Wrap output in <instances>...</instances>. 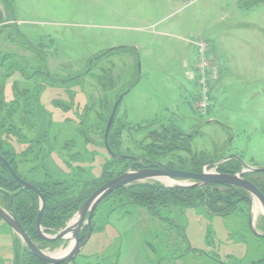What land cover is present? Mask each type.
<instances>
[{"label": "rangeland", "instance_id": "374dc122", "mask_svg": "<svg viewBox=\"0 0 264 264\" xmlns=\"http://www.w3.org/2000/svg\"><path fill=\"white\" fill-rule=\"evenodd\" d=\"M237 1L0 0L4 114L14 109L20 87L53 122L48 147L39 149L30 144L33 131L23 125L15 130L2 117L0 146H12L11 162L20 176L44 187V211L72 209H52L60 222L41 225L45 234L64 228L82 200L104 179L126 171L133 156L186 169L192 159L212 162L208 170L214 172L225 154H235L251 167H264V51L254 50L261 36L251 27L261 25L264 14ZM206 43L214 46L212 53L204 52ZM209 54L218 67L213 81ZM123 92L108 134L109 154L104 130ZM174 128L194 132L193 139L187 143ZM251 179L264 183V174ZM191 182L147 179L113 191L96 207L89 239L67 264H264V238L252 235L243 215L251 212L253 228L264 234L257 201L247 211L239 204L242 213L220 216V185L204 188L212 193V211L202 204L205 198L178 204L168 199L176 193L157 188L147 189L150 197L140 203L129 192L137 183ZM9 183L0 176V201L11 192ZM32 235L53 255L72 244L42 240L35 229ZM0 264L44 262L0 220Z\"/></svg>", "mask_w": 264, "mask_h": 264}, {"label": "water", "instance_id": "95a60500", "mask_svg": "<svg viewBox=\"0 0 264 264\" xmlns=\"http://www.w3.org/2000/svg\"><path fill=\"white\" fill-rule=\"evenodd\" d=\"M189 0H184V2H188ZM137 67H139V63H137ZM126 92L121 93L117 99L115 100L106 122L105 130H104V143L105 148L109 152V148L107 146V136L110 131L117 107L123 98ZM229 157H236V155H230ZM0 161L4 164V166L9 171L10 175L21 184V188H26L33 193L36 194L37 198L39 199V206L37 209V214L35 218V231L39 238L48 242H54L56 240H69L72 241V244L65 250L63 254L60 255H53L43 251L39 248L33 240L29 237L26 231L22 228L21 224L19 223L18 219L13 214L11 209V200L9 201L6 208L0 205V220H2L11 232L23 243L26 247L28 252L36 257L37 259L41 260L45 264H67L71 260L75 258V256L79 253L82 247L85 245L86 241L91 234V220L93 218L94 212L98 204L106 198L109 194L113 191L125 187L126 185L144 181L147 179H166V178H180V179H189L192 182L188 184H173L175 187L180 188H193V187H201L205 185H212V184H224V185H231L241 188L242 190L246 191L250 198L257 200L260 208H261V216L264 222V196L260 192V190L249 180L242 177V173L236 174H228V173H220V172H188V171H181V170H173L169 168L163 169H155V168H144V169H136V170H126L121 174L112 177L97 188H95L80 204L77 208L76 212L74 213V219H72L69 223L65 225L60 231L55 233L54 235L45 234L41 228V216L43 210L45 208V198L38 187L31 183L27 182L19 176L16 175L14 170L11 168L10 164L0 155ZM240 162L245 168L246 171H264V167L254 168L247 164H245L241 159ZM73 222L72 225H69ZM86 226L88 229L87 237L82 241L79 242V231ZM249 228L252 234L258 238H264V234L258 233L249 223Z\"/></svg>", "mask_w": 264, "mask_h": 264}, {"label": "trees", "instance_id": "16d2710c", "mask_svg": "<svg viewBox=\"0 0 264 264\" xmlns=\"http://www.w3.org/2000/svg\"><path fill=\"white\" fill-rule=\"evenodd\" d=\"M17 30L19 32L18 28H17ZM19 88L18 87L15 88V90H16L14 92V100L15 101L12 102V106L14 105V107H13L14 109L12 110L11 114H9V113L4 114L6 106H5L4 102L0 99V119H2V117H4L7 120H9V119L12 120L11 124L13 125L15 130H17L15 125L16 126L17 125L26 126L25 127L26 131H28V132L33 131L34 132L31 134L33 140H30V142H31L30 144H32V143L38 144L39 149H42L43 146L48 147V145H47L48 135L51 132V128L53 125L52 124L53 123L52 122V114L51 113H45L42 109H40V106L38 105L36 98L31 97L32 96L31 93L24 94V93H22V90L24 88H22V89H19ZM1 91H2V89H1ZM44 121H45V123H44ZM2 127L4 128V125ZM3 128L0 129V134H3ZM178 135H180V134H178ZM1 140H4V139H0V141ZM107 140H108V136H107ZM104 145H105V143H104ZM107 146L110 150V147L108 145V141H107ZM47 151L48 150H46V152ZM12 152H13V149H12L11 145L9 146L6 144H2L0 146V155L9 162V164L11 165V168L15 171V167L13 166L14 162H11L12 161V159H11ZM0 176L3 177L5 179V181L10 182L8 190L10 189V191L12 192L13 189H11L10 187L15 188L14 187V180L12 179V176L10 175L9 171L1 163H0ZM109 178H111V176ZM109 178H106L104 180H108ZM67 179H68V177H67ZM250 180L252 182H254L257 186H259L261 191L264 192V183H260V182L258 183V181L256 182V180H252V179H250ZM60 181H61V182H59L60 185L64 184V182H65V180L63 178H61ZM36 185L38 186L39 190L41 191V193L43 194V196L45 198L46 190L44 189V187H41V185L38 183H36ZM146 185L147 184L144 185V184H140V183L133 184L131 187L133 188L134 191H129L130 196L132 195L131 197H134L136 201H138L140 203L141 202L144 203L150 197V195H147V189L156 190L158 188V189H163L167 192L170 191L172 193H176V197H174V199L172 197H169V198L167 197V198L171 201H176L178 204H180V203L182 204V202H187V203L189 202L190 203V200H194V199L196 200L197 198H201V199L205 198L207 201L205 204H204V202L202 204L204 206L206 205L208 209H211V211L213 210V205H214L213 203L214 202H211L212 193H209V195H208L205 192L206 190H204L205 187L207 188L210 186H201V187H193V188H180V187H175V186L165 187V186L160 185V184H157L158 186H156L154 184H150L147 186ZM11 192L6 197L2 198L0 201L3 204L6 202V204H5L6 207L10 201V195L12 194ZM212 192L214 193L215 190H213ZM24 194L30 196L29 201H31V203H29V201H24L22 199V195H24ZM35 198H36L35 195L31 191L23 190V191H20L18 194L13 195V199L11 201V209H12L13 213L17 216L18 220L21 222V225L23 226L25 231L27 233H29L31 238L34 236V235H32V230L34 229V219L33 218L35 217V215L37 213L35 202H34ZM83 201H84V199L82 200V202ZM69 206H71V205H67V206H60L59 205V208H58V206H53L49 210H45L43 212L42 217H41V219L43 218L41 220V225L42 226H50L51 222L53 223V221L56 220V218H54V216H53L54 213L52 212V209L54 211L58 210V209L59 210L62 209V212L63 211H71L72 209L68 210L69 208H67ZM73 207H75V206H73ZM66 219L63 217L62 221L65 222ZM55 222L59 223L60 219H58V221H55Z\"/></svg>", "mask_w": 264, "mask_h": 264}, {"label": "flooded vegetation", "instance_id": "af4514ba", "mask_svg": "<svg viewBox=\"0 0 264 264\" xmlns=\"http://www.w3.org/2000/svg\"><path fill=\"white\" fill-rule=\"evenodd\" d=\"M177 1H179L181 3L184 2V0H177ZM189 1H191V0H189ZM175 130L177 131V135L180 134V135H178L179 137H182V138H185L186 139L187 143L190 142L191 139H193L194 132L193 133L192 132L187 133V132H182L181 130H177V129H175ZM56 139H57V136H55V138L53 139L54 143L56 142ZM108 153L111 154V151H109ZM230 155H233V154H229V155H226L225 154V156L222 157V160H221V162H220L219 165H222L224 167V166H226V164H228L229 161H233V163H231V166L229 168H226L225 167V168L219 169L220 167L218 165V167H217L218 170H215L214 172L228 173V174H236V173L241 172L242 173L241 174L242 177L245 178V179H247V180H249L251 183H253L260 190V192L262 193V195L264 196V192L261 191V189L259 188V186H257L254 182H252L250 180L252 176H256V175H259V174H264V171H246L245 168H243V166H242V164L240 162L239 156L236 155V157H229V158H227V156H230ZM130 160H131L130 161L131 163L128 165V169L127 170H136V169H144V168H155V169L169 168V169H173V170H181V171H188V172H203V171H205V172H212V171H209L208 170V166L214 165L212 162H208V163L207 162H201L200 164H203L204 165V167L201 168L200 167V164L195 159H192V160H190V166H189V168L186 169V168H183L182 165L175 166V164H163V163H161V162H159L157 160L151 159V158H149L147 156L146 157H135V156H133V157H131ZM0 163L4 166V164L1 161H0ZM256 168H260V167H256ZM15 173H16L17 176H19V178H21V179H23V180H25L27 182H31V183H33V184L36 185V183L28 180L25 177L20 176L17 172H15ZM12 179L14 180V187L15 188H13L14 190H13L12 194L10 195V200L11 201L13 199V195L18 194L20 191H23V190L30 191V190H28L26 188H21V184L18 181H16L13 177H12ZM167 179H169V180L175 179L176 180V179H180V178H166V180ZM212 185H220L221 187H224V189L221 190L222 191V194L220 195V200H221L220 201V205H221V209H223V211H222V213H221L220 216H226V215L232 214V213L236 212L237 210L242 213V211L244 210V208L243 207L238 208L239 204H243L244 207L247 208L246 209V211H247L248 208L251 206V204L254 201V199H249L250 196H249V194L246 191H244L241 188H238L236 186L224 185V184H212ZM163 186H165V187H172L174 185H170V186L163 185ZM206 186H208V185H206ZM255 201H257V200H255ZM257 203H258V201H257ZM124 204L125 203L119 204V206L120 205H124ZM42 215H43V213H42ZM243 215L246 216V220H247V224H248V230L250 231L249 223L253 227L252 214H251V212H247L246 214H243ZM15 217L17 218L16 215H15ZM261 218H262V216H261ZM19 223L21 224L20 221H19ZM34 223H35V221H34ZM262 223L264 224L263 219H262ZM22 228H23V226H22ZM34 229H35V226H34ZM83 229H84V227L79 231L78 237H81V235L83 233V231H82ZM91 233H92V228H91ZM27 234L29 235V233H27ZM52 235H54V234H52ZM87 235H88V229H87V231L85 232V234L83 236L84 238L82 237L83 240L87 237ZM90 235H89V237H90ZM29 237L31 238L30 235H29ZM254 237H256V236H254ZM79 241H80V238H79Z\"/></svg>", "mask_w": 264, "mask_h": 264}, {"label": "crops", "instance_id": "0c3cea01", "mask_svg": "<svg viewBox=\"0 0 264 264\" xmlns=\"http://www.w3.org/2000/svg\"><path fill=\"white\" fill-rule=\"evenodd\" d=\"M192 2H194V0H191V1H189L188 2V5L190 4V3H192ZM242 4V6H245V7H247V6H250V10H251V12L253 11V12H255V11H259L260 12V14H264V9L262 10V11H260V9H262V8H264V0H245V1H242V0H238L237 1V4ZM257 15V14H256ZM262 20V21H261ZM260 22H262V24L261 25H259V24H254V25H252L251 24V27H252V29H253V31L254 30H258V32H259V34H260V36L261 37H263L262 39H261V37L258 39V41H257V44H254V50L255 51H261L262 49H261V47L263 48V51H264V16H261V19L259 20ZM240 24H243V23H240ZM242 26V25H241ZM219 34V33H218ZM219 36V35H218ZM243 43V42H242ZM244 44V43H243ZM210 47V48H209ZM213 45L212 44H207L206 43V46H205V49H204V52H208L209 51V53H212L213 52ZM209 56H211L210 54L208 55V57ZM209 59L213 62V64L215 65V76H212V77H210L211 78V81H213V80H215V79H217V77H218V72H217V65L214 63V57H209ZM256 59L257 60H259V55H257L256 56ZM256 74H257V71L255 72ZM254 73V74H255ZM258 75V74H257ZM257 77V76H256ZM258 78H260V76L258 77ZM213 85H214V83H213ZM210 89V88H209ZM207 90V91H205V95L207 94V93H209V91L210 90ZM205 101V100H204ZM206 101H207V104L209 103L208 102V99H207V97H206ZM197 106H198V103L196 104Z\"/></svg>", "mask_w": 264, "mask_h": 264}, {"label": "built area", "instance_id": "2783aa9c", "mask_svg": "<svg viewBox=\"0 0 264 264\" xmlns=\"http://www.w3.org/2000/svg\"><path fill=\"white\" fill-rule=\"evenodd\" d=\"M202 106H205V103L203 102V104H201Z\"/></svg>", "mask_w": 264, "mask_h": 264}, {"label": "bare ground", "instance_id": "6f19581e", "mask_svg": "<svg viewBox=\"0 0 264 264\" xmlns=\"http://www.w3.org/2000/svg\"><path fill=\"white\" fill-rule=\"evenodd\" d=\"M72 224H73V222H72ZM64 253V252H63ZM63 253H60V254H63ZM60 254H57V255H60Z\"/></svg>", "mask_w": 264, "mask_h": 264}]
</instances>
